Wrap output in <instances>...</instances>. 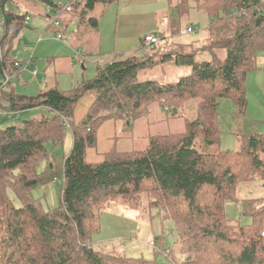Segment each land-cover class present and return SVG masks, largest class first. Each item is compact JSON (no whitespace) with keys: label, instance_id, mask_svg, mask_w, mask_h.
Wrapping results in <instances>:
<instances>
[{"label":"trees","instance_id":"trees-1","mask_svg":"<svg viewBox=\"0 0 264 264\" xmlns=\"http://www.w3.org/2000/svg\"><path fill=\"white\" fill-rule=\"evenodd\" d=\"M37 1L58 10L71 4L80 23L96 27L97 19L89 12L116 0H70L63 5ZM191 7L210 17L207 29L216 35L214 45L200 49L210 51L208 60L196 61L200 51L194 50L137 57L146 46L154 49V43L141 39L136 50L97 63L92 78H82L68 90H61L58 81L35 95L17 93L11 84L1 90L4 112L45 108L52 114L0 128V264H151L142 257L102 254L92 248L97 214L104 205L141 198L162 223L171 221L173 242L165 247L160 235L156 237L166 264H264V204L254 206L255 198L239 195L252 185L264 188V136L241 133V148L224 150L217 121L222 98L245 112V77L258 68L256 53L264 48V0H173L168 2L166 22L171 35ZM4 15V25L15 30L2 39L0 74L3 69L18 74L12 39L24 27L27 14L4 10ZM222 32L225 37H219ZM217 48L225 50L223 57ZM167 60L189 66L190 72L175 82L139 78L141 68ZM86 94L92 102L75 122L74 106ZM190 100L196 101V113L184 131L149 135L144 149L112 148L100 162L86 160V149L95 145L103 121L113 119L128 137L135 121L154 107L172 114L175 108L177 114ZM66 136L71 146L62 157L59 204L48 210L41 201L44 195L33 191L44 184L46 170L54 165L53 151L62 147ZM228 203L241 206L250 223L230 220Z\"/></svg>","mask_w":264,"mask_h":264},{"label":"rangeland","instance_id":"rangeland-1","mask_svg":"<svg viewBox=\"0 0 264 264\" xmlns=\"http://www.w3.org/2000/svg\"><path fill=\"white\" fill-rule=\"evenodd\" d=\"M51 1L55 4L63 5L70 0ZM171 1L173 2V0H116L108 7H101L98 4L88 14L89 16L96 17V27L80 23L74 11L62 10L57 15V20L60 22L57 28H65L66 35H63V37L68 44L61 43V41L53 36V32L49 36L43 37L42 41L45 42L50 39L53 45H60L62 47V49H57L61 54L71 53L77 59L78 54L70 48V45L75 46L77 45L75 41L88 39V44L101 54V56L98 53L96 55H89L84 59L83 67L87 68L85 72L89 78L95 75L97 63L103 64L112 60L114 58L112 55H119L121 57L133 52L140 47V41L143 35L146 34H160L161 38L153 44L154 49L146 46L141 52L138 51V54H136L137 57H143V53L146 55H158L169 51L174 53L178 50H183L184 52L194 50L200 51L196 55V61L201 59L208 60L211 55L210 51L200 49L214 45L216 41V35L210 34L207 29L210 17L203 11L191 7L186 14L180 16L178 32L171 35L169 33V26L167 25L166 28L162 26V20H165L166 17H160L162 12L167 10V3ZM46 6L37 0H8L5 2V10L17 14L26 13L30 16L27 25L18 31L12 39V49H16L18 46L22 50V53L18 57L20 60L30 58L29 56L32 50L37 55L42 42L40 41L36 44V39L42 31V25H46L51 20L50 27L54 26L53 20L55 14L53 10L49 13V16L39 14V12H46ZM80 6L81 4L78 7ZM70 18L73 20L71 23H69ZM165 22H168V20L166 19ZM188 27L192 29V32H187ZM73 31L82 33L84 37L80 39L76 35L72 36ZM219 37H225V33L222 32ZM21 40H24V43H21ZM181 44L187 46H178ZM214 50L219 57L225 55L223 48ZM59 52H56V54H59ZM158 56H154L155 59ZM255 59L258 68L249 71L245 77L246 108L244 114L238 112L236 104L231 99L222 98L218 101L217 121L218 126L219 123L221 125L220 137H222L219 146L224 150H235L233 132L234 128L238 125H240L238 130L240 134L264 136V48L256 53ZM81 63V60L75 61V65L79 69H81ZM32 64L27 70L21 73L19 72L20 74L18 73V76L13 78L12 84L17 93L35 95L40 89L54 86L55 81L59 82L53 72L49 70L51 64L48 65V69L44 68L42 65H46V62L42 59L38 60V57L35 58ZM32 68L37 69L36 76H32L29 73ZM189 72V66L178 65L168 61L159 62L154 68H144L139 71L138 76L141 80L153 79L164 82H175L180 76L188 74ZM57 86H60V84ZM88 95L86 94L84 96ZM86 99L88 97L77 102L74 108V118H78L79 110H82L84 107ZM48 113L52 114L47 109L31 108L20 110L17 119L0 115V128L32 117L35 118L41 115L50 116ZM195 113V100L187 102L177 114H172L162 108L154 107L148 115L135 121L133 133L128 137H123L124 133L121 132L120 125L118 124V129H116L118 137L112 148L118 150L144 149L146 148L149 135L182 132L185 130L186 121L193 119ZM229 123L234 124L232 131L222 129V127ZM69 148L70 138L66 137L64 145L62 147L59 145L53 151L55 164L52 168L46 170L44 184L33 191L35 196L44 195L41 201L48 210H53L58 207L59 198L57 196V189L59 185L53 181V177L61 178L62 150L63 154H65ZM8 192L17 205L18 201L12 191L8 190ZM239 195L247 198H255L257 202L254 206L264 204V188L257 185L241 189ZM240 208L241 206L239 205L228 203L226 205L227 217L234 221L240 220L244 224L250 223V216L244 215L242 212L243 209ZM171 226L170 220L161 222L156 210L148 212L145 208L143 198L134 203L116 199L105 204L97 214L95 227L98 230L96 229L97 231L94 230L92 232V248L102 254L142 257L149 260L151 264H166V257L163 252L159 251L160 246L156 242V237L160 235L165 247H168L175 237L174 232H170ZM262 229L264 230V220L261 226Z\"/></svg>","mask_w":264,"mask_h":264},{"label":"crops","instance_id":"crops-1","mask_svg":"<svg viewBox=\"0 0 264 264\" xmlns=\"http://www.w3.org/2000/svg\"><path fill=\"white\" fill-rule=\"evenodd\" d=\"M4 7H5V4H4ZM48 7L49 6H46V9H45L46 12L45 13L39 12V14L43 15V16H45V15L49 16V13L52 10L49 9ZM166 8H167V10L162 12V15L160 16L161 18L166 17V19H167V15H168V11H169L168 10V3H167ZM4 10H5V8H4ZM0 16L2 17V14ZM2 19H3V17H2ZM29 20H30V16L27 15L25 25H27ZM165 20H162V26H164V27H166ZM50 21L47 24L45 23L46 25H44V24L42 25V27H43L42 31L36 39L37 40L36 44L39 43L40 41L42 42V44H41V46L37 52V55L35 54V51L32 50V52L29 56L30 58H27V59H31V63H33V61H35V58L38 57V60L42 59L46 62V65H42V66H44V68H47V69H48V65L51 64V67L49 68V70L51 72H53V74L55 75V78H58L59 84H60L59 88L61 90H68V89L74 87L79 81H81L80 80L81 77L82 78H89L87 76V73L85 72L87 70V68L83 67V64H84L83 62H85L84 59L86 57H88L89 55H96L98 53V50H96L95 48H92L88 44L89 43L88 39H84L82 41H75L77 43V45H75V46L74 45L72 46V44L70 45V48L73 49L74 51H76V53L78 54L77 59H75L74 56L71 55V53L61 54V52H59L57 50V49H62V47L60 45H53V43H52V41H50V39L45 41V42L42 41V38L45 36H49L51 32H53L52 34L55 38H56L55 34L57 33V31H60L62 33V35H66L64 33L65 28L59 29V28H57L58 25L50 27V24H51ZM71 22H73L72 18H70L69 23H71ZM71 35L72 36L76 35L80 39L84 37L83 34L79 33L78 31L77 32L73 31V33ZM58 40L61 41V43H64L66 45L68 44V42L66 43L60 39H58ZM21 43H24V40H21ZM56 52H59V54H56ZM21 53H22V50L18 46L16 47V49L11 50V54L15 58H18ZM125 55H127V54H125ZM100 56H101V54H100ZM112 56L115 57V56H119V55H112ZM23 59H25V58H23ZM76 60H81V62H82L81 63V69H79V67L75 65ZM38 65H41V64H38ZM83 69H84V71H83ZM23 71L24 70L20 71V73ZM37 72L35 75H32V76H36ZM16 76H18V75H16ZM42 77H44V76H42ZM41 82H42V79H41ZM44 86H46V85H44ZM11 87H13L12 82H11ZM20 94H23V93H20ZM25 95H28V94H25ZM86 97H88V99H86V102H85L82 110H79L78 118H74L75 110L73 111V120L75 122H78L79 120H81L83 118V116L85 115V113L87 111L88 106L92 102L93 98L90 95L83 96L79 101H81L82 99H84ZM75 106H74V108H75ZM43 109H45V108H43ZM48 115H49V113H48ZM239 127H240V125H238L234 128L233 123H229L226 126L222 127V129H226L227 131H232L234 128L233 133H234V140H235V147H234L235 150H233V151L239 150L241 148V145H242L241 134L238 132ZM218 128H219V130L221 129L220 123H219ZM116 129H118V123H116V121H114L113 119L105 120L99 125V127L97 128V131H96V143H95V145L93 147H88L86 149V152H85V158L88 162L97 163V162H100L103 160L104 154L112 149V146L114 145L115 140H117L118 135H117ZM221 141H222V137H220L219 143H221ZM64 143H63V145H64ZM70 146H71V138H70ZM62 157H63V150H62ZM54 164H55V161H54ZM61 165H62V163H61ZM52 167L50 166V168H52ZM41 170L42 171L44 170L43 166L41 167ZM262 231H264V230L262 229Z\"/></svg>","mask_w":264,"mask_h":264},{"label":"built area","instance_id":"built-area-1","mask_svg":"<svg viewBox=\"0 0 264 264\" xmlns=\"http://www.w3.org/2000/svg\"><path fill=\"white\" fill-rule=\"evenodd\" d=\"M49 9L53 10V13L55 14V17H54V20H53V24L54 26H57L59 25V21L56 19L57 18V15L62 11V10H67V11H70L72 9V6L71 4H65L61 10H58V9H54V8H51V7H48ZM14 27H6L4 25V21L2 19V17L0 16V59L2 58V39L3 37L7 34V35H11L13 32H14ZM187 31L188 32H192V29L191 28H187ZM56 38L57 39H60L62 40L63 42H66V39H64V37L60 34V33H56L55 34ZM159 40V37L157 34H146V35H143L142 37V41L143 43L145 44H153V43H156L157 41ZM18 59V58H17ZM32 63H31V59H18L14 62V68L16 70H18L19 72L22 71V70H27L29 66H31ZM37 72L36 68H32L30 69V73L31 75H35ZM18 74L16 73H12V72H8L6 70H2L1 74H0V92L3 88L7 87L9 84H11L12 82V79ZM18 114H19V111H15V112H4L0 109V115H6L8 116L9 118H14V119H17L18 118ZM64 122L65 124H67V119H64ZM53 181H55L56 183H60V179L58 177H54L53 178ZM261 235L264 236V231H261Z\"/></svg>","mask_w":264,"mask_h":264},{"label":"water","instance_id":"water-1","mask_svg":"<svg viewBox=\"0 0 264 264\" xmlns=\"http://www.w3.org/2000/svg\"><path fill=\"white\" fill-rule=\"evenodd\" d=\"M6 1H8V0H3V2L0 5L1 14H2L3 18H5V15H4V4H5ZM173 113H176V109L175 108H173Z\"/></svg>","mask_w":264,"mask_h":264},{"label":"bare ground","instance_id":"bare-ground-1","mask_svg":"<svg viewBox=\"0 0 264 264\" xmlns=\"http://www.w3.org/2000/svg\"><path fill=\"white\" fill-rule=\"evenodd\" d=\"M170 3V2H169ZM12 13V12H11ZM99 14V13H98ZM96 31H98V30H96ZM65 33V32H64ZM5 40V39H4ZM100 54V53H99ZM145 54V53H144ZM168 61V60H167ZM145 62V61H144ZM162 63V62H161ZM195 64V63H194ZM199 64V63H198ZM151 68V67H150ZM141 69H143V68H141ZM142 101V100H141ZM154 102V101H153ZM198 104V103H197ZM150 105V104H149ZM149 109V108H148ZM3 110V109H2ZM141 111V110H140ZM144 112V111H143ZM198 112V111H197ZM212 113H213V111H212ZM169 122V121H168ZM171 122V121H170ZM171 124V123H170ZM213 124V123H212ZM217 133V132H216ZM132 134V133H131ZM195 134V133H194ZM124 135V134H123ZM126 135H128V134H126ZM181 135V134H180ZM127 137V136H126ZM119 139V138H118ZM201 140V139H200ZM207 143V142H206ZM211 144V143H210Z\"/></svg>","mask_w":264,"mask_h":264},{"label":"clouds","instance_id":"clouds-1","mask_svg":"<svg viewBox=\"0 0 264 264\" xmlns=\"http://www.w3.org/2000/svg\"><path fill=\"white\" fill-rule=\"evenodd\" d=\"M1 8V7H0Z\"/></svg>","mask_w":264,"mask_h":264}]
</instances>
